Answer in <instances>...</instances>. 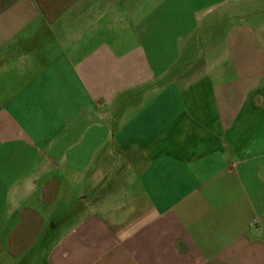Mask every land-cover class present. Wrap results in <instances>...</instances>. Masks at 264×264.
I'll use <instances>...</instances> for the list:
<instances>
[{
	"label": "crops",
	"instance_id": "obj_1",
	"mask_svg": "<svg viewBox=\"0 0 264 264\" xmlns=\"http://www.w3.org/2000/svg\"><path fill=\"white\" fill-rule=\"evenodd\" d=\"M0 264H264V0H0Z\"/></svg>",
	"mask_w": 264,
	"mask_h": 264
}]
</instances>
